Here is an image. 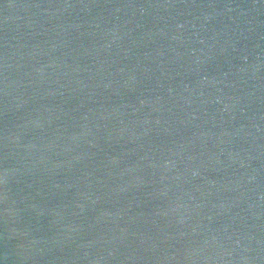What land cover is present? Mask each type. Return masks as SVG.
I'll return each instance as SVG.
<instances>
[{
	"label": "water",
	"instance_id": "obj_1",
	"mask_svg": "<svg viewBox=\"0 0 264 264\" xmlns=\"http://www.w3.org/2000/svg\"><path fill=\"white\" fill-rule=\"evenodd\" d=\"M0 264H264V0H0Z\"/></svg>",
	"mask_w": 264,
	"mask_h": 264
}]
</instances>
